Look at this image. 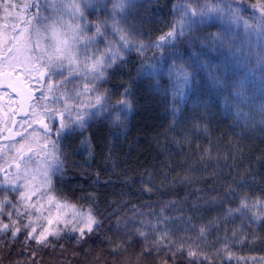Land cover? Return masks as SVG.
<instances>
[{"label":"trees","instance_id":"16d2710c","mask_svg":"<svg viewBox=\"0 0 264 264\" xmlns=\"http://www.w3.org/2000/svg\"><path fill=\"white\" fill-rule=\"evenodd\" d=\"M94 1L87 9L90 20H108L111 31L110 0ZM182 3L125 0L116 20L145 45L143 53L131 46L124 50L101 82L112 107L86 117L83 128L65 131L58 144L64 170L54 178L57 191L71 202L94 206L100 231L85 244L61 239L37 253L34 242L26 246L0 234V264H164L165 259L172 264L163 248L137 256L165 228L174 240L186 237L189 218L197 229L208 226L202 247L213 264H264V220L228 211L239 207L242 196L249 203L264 199V62L258 63L264 48L255 35L245 34L242 21L230 24L226 14L225 22L193 18L197 23L185 36L156 48L157 38L183 15ZM228 3L239 4L243 18L256 23L251 17L259 15L252 10L258 0H224L219 6ZM3 14L0 9V27ZM226 30L233 44L250 41L243 58L210 39ZM179 67L192 75L177 92L170 73ZM238 90L248 97L239 108ZM120 99L126 105L117 104ZM23 118L21 113L14 120ZM136 227H143L146 237L137 235ZM127 237L132 247L113 253ZM176 264H186V258Z\"/></svg>","mask_w":264,"mask_h":264},{"label":"snow or ice","instance_id":"6c2138e0","mask_svg":"<svg viewBox=\"0 0 264 264\" xmlns=\"http://www.w3.org/2000/svg\"><path fill=\"white\" fill-rule=\"evenodd\" d=\"M110 2L111 31L108 20H90L87 9L94 7L90 0H30L23 4L3 0L0 3L5 18L11 16L12 9L22 8L25 13L31 12V18L25 17L23 21L28 27L19 33L23 36L27 32V37L22 44L16 46L15 51L27 53L19 59L23 60L28 76L35 81L37 87L34 91H39V96L30 99L43 101L29 105L31 111L21 122V128L27 124L31 131L27 135L25 131H20L17 134L20 139L9 146L11 149L18 144L20 155L19 162L15 165L17 171L12 173L5 169V178L0 181V234L10 236L15 242L22 240L26 246L29 242H34L38 246L32 249L34 253L39 252L40 248L53 246L54 241L61 239L72 240L78 245L85 244L100 231L101 221L94 206L69 201L58 193L53 181L64 170L58 144L65 131L83 128L86 117L109 111L112 107L111 96L107 89L101 90V82L107 78L108 69L123 59L122 53L130 46L141 54L145 47L142 42L137 41L129 28L122 27L116 20L117 15L124 11L125 0ZM223 2L224 0H204L203 3L200 0H184L179 6L183 15L170 26L169 31L157 38L154 46L165 48L177 38L185 36L197 23V19L193 18L203 22L202 18L215 17L225 22L226 14L230 24L239 26L242 21L245 34L255 35L264 48V0H258L252 6L253 12H259V15L251 17L256 21L253 24L243 18L239 4L234 7L228 3L221 8L219 5ZM113 36L118 37V41H114ZM210 39L213 43H220L222 47L227 44L230 54L241 58L244 57V45L250 43L243 41L233 44L228 39L227 30ZM7 51L12 53L13 47L8 46ZM261 62H264V52L258 57V63ZM191 75L183 67L173 70L170 76L176 81L175 91L179 92L189 85ZM210 76L216 83H221L213 72H210ZM236 98L238 108L248 101L241 90L236 92ZM116 103L126 105L127 102L120 99ZM90 109H95V112L89 111ZM119 111L116 108L113 114L117 123L121 119ZM261 111L264 113V106ZM33 142L39 146V150L32 147ZM25 152L28 153L27 158ZM9 167L12 165L9 164ZM21 167L23 171H19ZM8 176H12L16 183L8 182ZM145 190L151 192L152 188L148 186ZM255 208L260 211H253ZM228 211L230 214L241 215L251 213L253 220H264V199L249 203L248 197L242 196L239 207ZM185 223L190 226L186 237L174 240L173 233L167 228L160 230L159 239L154 240L152 246L143 248L137 259L163 248L166 250L164 256L172 264L185 258L186 264H213L202 247L208 238V226L201 225L197 229V226L191 224V218ZM140 225H145V222L141 220ZM135 232L140 237L147 235L143 227H136ZM131 247V237H127L117 243L112 252ZM164 264H169L168 259L164 260Z\"/></svg>","mask_w":264,"mask_h":264},{"label":"rangeland","instance_id":"374dc122","mask_svg":"<svg viewBox=\"0 0 264 264\" xmlns=\"http://www.w3.org/2000/svg\"><path fill=\"white\" fill-rule=\"evenodd\" d=\"M13 2L23 4L30 2V0H13ZM90 2L93 5L95 3L94 0H90ZM25 17L31 18V12L25 13L22 8L12 9L11 16L5 18V14H3L0 27V137L6 136V134L12 131V126L14 129L7 136L6 140L0 142V181H3L5 178V169H8L12 173L17 171L15 165L19 162V145L17 144L15 148L11 149L9 146L15 144L20 139L17 135L20 131H25L26 135L31 131L27 124H24L23 129L21 128V122L25 118L17 120V122L14 120L15 115H21V113L26 115L31 111L29 107L31 102L25 103L22 106L20 100L22 95L30 98V92H33L34 88L37 87L35 81L28 76L23 60L19 59V57L27 55V53H17L15 51L16 46L22 44L23 40L27 37V32H24L23 36L19 35L20 32H23L28 27L23 22ZM32 25H35L34 20L32 21ZM8 46L13 47L12 53L7 51ZM13 57H17V59H13ZM31 104H34V102ZM33 126L38 127V125ZM32 147L39 150V146L34 142L32 143ZM25 148H27V145ZM24 155L27 158L28 153L25 152ZM9 164L12 167H9ZM29 166L31 167V165ZM19 171H23V168L21 167ZM7 180L10 183H16L12 176H8Z\"/></svg>","mask_w":264,"mask_h":264},{"label":"flooded vegetation","instance_id":"af4514ba","mask_svg":"<svg viewBox=\"0 0 264 264\" xmlns=\"http://www.w3.org/2000/svg\"><path fill=\"white\" fill-rule=\"evenodd\" d=\"M26 89V88H25ZM31 94H30V97H33V96H35L37 93L36 92H30ZM33 93H34V95H33ZM30 98L27 96V97H24L23 95H22V98H21V100H20V102H21V105L23 106L25 103H29V102H33L34 101V99H30ZM30 103V104H31Z\"/></svg>","mask_w":264,"mask_h":264}]
</instances>
